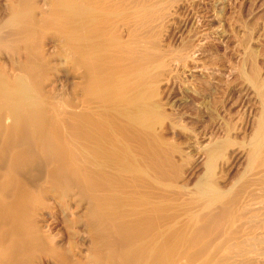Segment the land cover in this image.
I'll list each match as a JSON object with an SVG mask.
<instances>
[{
	"label": "bare ground",
	"instance_id": "obj_1",
	"mask_svg": "<svg viewBox=\"0 0 264 264\" xmlns=\"http://www.w3.org/2000/svg\"><path fill=\"white\" fill-rule=\"evenodd\" d=\"M170 1L181 0H0V124L14 142H32L31 152L48 148V171L59 183L57 192L48 181L34 189L23 185L25 198L2 200L18 205L14 231L25 244L16 254L0 248V264H34L41 254L51 264L261 260L256 238L244 229V213L252 203L264 205L263 197L253 201L241 190L222 191L213 180L225 144L210 135L207 143H197L204 157L201 176L191 189L174 181L178 166L162 134L167 127L176 132L178 121L190 114L182 115L181 106L194 104L197 114L207 107V100L195 103L194 95L206 96L193 81L208 67L195 57V46L156 44L154 25ZM169 85L163 100L160 87ZM261 96L257 129L247 145L249 171L264 147ZM45 165L31 164L37 172ZM65 171L71 182L63 183ZM42 191L55 193L64 207L66 246L60 238L45 239L35 225ZM81 234L90 246L77 256Z\"/></svg>",
	"mask_w": 264,
	"mask_h": 264
},
{
	"label": "rangeland",
	"instance_id": "obj_2",
	"mask_svg": "<svg viewBox=\"0 0 264 264\" xmlns=\"http://www.w3.org/2000/svg\"><path fill=\"white\" fill-rule=\"evenodd\" d=\"M172 2L162 6L163 11L160 12L162 16L155 23V29L153 27L156 32L153 31L155 38L158 37L156 44L159 42L161 47L173 50H177L185 43L191 47L190 49L195 46L197 48L195 57L197 56L202 64L208 67L203 73V78L197 77L193 81L199 91L204 92L206 96H193L194 100L197 99L196 104L199 100L205 102L207 100L205 103L207 107L201 108L203 113L200 112L199 115L198 112L193 111L196 109L195 107L193 109L194 104L181 106L182 115L185 116L189 112L191 115L181 118L185 121H178L180 128L177 126L178 130L173 129L177 130L176 132L167 127L168 129L166 128L162 134L167 142L169 141L168 146L173 153V161L178 166L175 171L177 179H173L179 186L192 188V184L203 172L204 157L200 154L199 145L202 142L207 143V138L212 136V141L214 139L220 144H225L223 153L215 161L213 175V180L219 189L226 191L232 188L237 192L241 190V195L245 194L248 199L254 198L255 201L261 196L264 200V181L259 179L261 173L264 174V147L261 159L253 166L254 168L249 166L250 171L246 158L247 145L254 137L261 114L260 96L264 95V0H181L176 5ZM188 12L189 22L182 26ZM177 74L180 77V74ZM169 86L160 87L159 96L163 100H167L172 85ZM210 90H214L213 93ZM198 115L200 119L202 118L199 121ZM11 135V130H5L0 124V197L2 198L0 248H6L11 254H16L25 244V241L14 231L18 205L11 208L2 200H13L15 194L25 198L20 190L21 186L25 190L23 185L34 189L48 181L53 192H57L59 188L56 187H59V183L52 179L48 171V168L53 166L49 149L45 148L42 154L31 152L32 142H14ZM10 159L20 162L15 164ZM31 164L35 167L40 164H46L45 166L49 164V166L44 169L45 171L37 172ZM65 172L66 175L60 172L63 183L71 182L70 174ZM53 195L55 196V193ZM53 195L41 192L40 198L43 201L39 211L41 219L34 222L36 227L39 226L41 236L50 241L60 238L59 243L66 246L69 237L63 223L62 208L64 207L61 202H56V197ZM252 206L244 213L247 215L246 220L248 219L244 229L250 231L253 239L256 238L255 246H258L259 250L262 249L261 252L263 251L264 254V205L252 203ZM81 236V239H75L77 256L80 255L79 251L85 252L90 246L89 238L84 234ZM257 252L259 251L256 250V254L261 260L256 264H264V255L260 256ZM36 257L38 258L34 259V264H51L44 254Z\"/></svg>",
	"mask_w": 264,
	"mask_h": 264
}]
</instances>
